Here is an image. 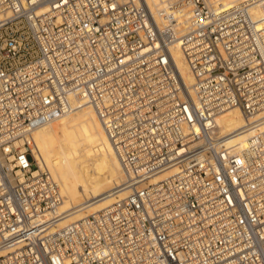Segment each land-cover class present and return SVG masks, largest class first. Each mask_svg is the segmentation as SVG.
<instances>
[{
	"label": "built area",
	"instance_id": "built-area-1",
	"mask_svg": "<svg viewBox=\"0 0 264 264\" xmlns=\"http://www.w3.org/2000/svg\"><path fill=\"white\" fill-rule=\"evenodd\" d=\"M83 105L128 192L57 226L31 131ZM230 107L264 109V0H0V264H264V130L225 148Z\"/></svg>",
	"mask_w": 264,
	"mask_h": 264
},
{
	"label": "bare ground",
	"instance_id": "bare-ground-1",
	"mask_svg": "<svg viewBox=\"0 0 264 264\" xmlns=\"http://www.w3.org/2000/svg\"><path fill=\"white\" fill-rule=\"evenodd\" d=\"M229 4L240 0H219ZM173 57L187 84L193 77L178 47ZM218 131L226 148L243 145L256 129L264 130V109L245 119L237 107L220 111ZM30 148L39 165L45 166L58 184L62 200L53 221L63 226L111 205L128 192L120 161L95 113L88 105L74 108L52 120L36 122ZM43 210L41 219L50 218ZM4 252L0 250V254Z\"/></svg>",
	"mask_w": 264,
	"mask_h": 264
},
{
	"label": "rangeland",
	"instance_id": "rangeland-1",
	"mask_svg": "<svg viewBox=\"0 0 264 264\" xmlns=\"http://www.w3.org/2000/svg\"><path fill=\"white\" fill-rule=\"evenodd\" d=\"M31 149V148H30Z\"/></svg>",
	"mask_w": 264,
	"mask_h": 264
}]
</instances>
